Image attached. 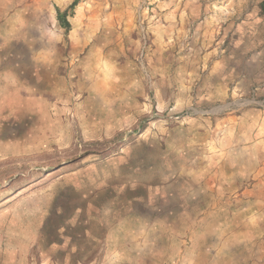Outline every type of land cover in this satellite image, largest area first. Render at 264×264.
I'll return each mask as SVG.
<instances>
[{
  "label": "rangeland",
  "instance_id": "obj_1",
  "mask_svg": "<svg viewBox=\"0 0 264 264\" xmlns=\"http://www.w3.org/2000/svg\"><path fill=\"white\" fill-rule=\"evenodd\" d=\"M0 0V264H264L261 0Z\"/></svg>",
  "mask_w": 264,
  "mask_h": 264
},
{
  "label": "trees",
  "instance_id": "obj_2",
  "mask_svg": "<svg viewBox=\"0 0 264 264\" xmlns=\"http://www.w3.org/2000/svg\"><path fill=\"white\" fill-rule=\"evenodd\" d=\"M77 3L78 0H74L73 3L65 10H61L60 8L57 10V19L66 31L71 29V22L68 20V16L72 15V11ZM261 6L264 8V2H262Z\"/></svg>",
  "mask_w": 264,
  "mask_h": 264
},
{
  "label": "crops",
  "instance_id": "obj_3",
  "mask_svg": "<svg viewBox=\"0 0 264 264\" xmlns=\"http://www.w3.org/2000/svg\"><path fill=\"white\" fill-rule=\"evenodd\" d=\"M262 2H264V0H261ZM262 16L264 17V10H262ZM264 23V20H263Z\"/></svg>",
  "mask_w": 264,
  "mask_h": 264
}]
</instances>
